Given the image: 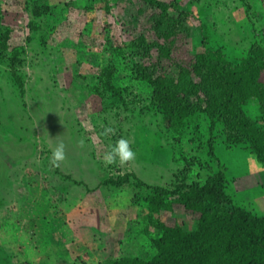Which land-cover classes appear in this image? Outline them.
I'll use <instances>...</instances> for the list:
<instances>
[{
    "label": "rangeland",
    "instance_id": "rangeland-1",
    "mask_svg": "<svg viewBox=\"0 0 264 264\" xmlns=\"http://www.w3.org/2000/svg\"><path fill=\"white\" fill-rule=\"evenodd\" d=\"M160 1L190 14L174 61L188 64L202 41L233 64L254 43L264 49V0ZM155 14L141 0H0V31L8 32L0 51V264L150 260L157 223L195 226L197 215L175 196L165 197L168 211L151 212L145 201L151 187L174 189L185 159L200 162L187 181L221 172L234 204L264 215V165L248 144L229 143L221 122L200 112L182 136L164 127L139 80L140 66L157 63V51L144 55L138 41L156 40ZM243 111L264 131L256 100ZM105 126L115 135H100ZM121 137L134 162L105 166L103 154ZM61 141L67 158L53 168Z\"/></svg>",
    "mask_w": 264,
    "mask_h": 264
},
{
    "label": "trees",
    "instance_id": "trees-1",
    "mask_svg": "<svg viewBox=\"0 0 264 264\" xmlns=\"http://www.w3.org/2000/svg\"><path fill=\"white\" fill-rule=\"evenodd\" d=\"M141 1L156 10L151 17L156 40L147 43L140 36L139 45L144 55L155 49L157 63L140 66L139 80L152 89L151 102L162 115L164 127L182 136L190 116L200 112L218 119L225 140L233 145L248 144L256 161L264 165V131L243 111L254 99L264 121V49L254 43L233 64L220 49H210L202 41L201 50L188 64L177 57L174 61L179 44L189 37L190 14L180 10L176 1ZM7 40L8 32L0 31V51L7 50ZM14 78L22 87L19 78ZM184 161L174 189L151 187L152 194L145 201L151 212L168 211L171 206L165 197L175 196V203L197 215L194 228L157 223L160 236L153 241L156 253L150 260L126 257L114 264H264V215L256 216L235 205L221 172L209 174L202 182L187 181L192 167L200 162L194 158ZM109 183L119 186L123 181Z\"/></svg>",
    "mask_w": 264,
    "mask_h": 264
},
{
    "label": "clouds",
    "instance_id": "clouds-1",
    "mask_svg": "<svg viewBox=\"0 0 264 264\" xmlns=\"http://www.w3.org/2000/svg\"><path fill=\"white\" fill-rule=\"evenodd\" d=\"M100 135L110 137L115 135V130L109 126H105ZM79 146L83 147V141L80 142ZM65 147L62 141L55 145L50 158L53 168H59L65 162L67 158ZM135 157L136 153L132 150L129 141L121 137L114 144L108 145V150L103 154L102 161L105 166L118 164L120 167H124L134 162Z\"/></svg>",
    "mask_w": 264,
    "mask_h": 264
}]
</instances>
